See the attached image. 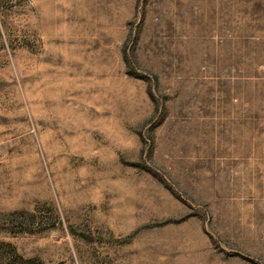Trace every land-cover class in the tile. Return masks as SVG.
Wrapping results in <instances>:
<instances>
[{
	"label": "rangeland",
	"instance_id": "obj_1",
	"mask_svg": "<svg viewBox=\"0 0 264 264\" xmlns=\"http://www.w3.org/2000/svg\"><path fill=\"white\" fill-rule=\"evenodd\" d=\"M0 264H264V0H0Z\"/></svg>",
	"mask_w": 264,
	"mask_h": 264
}]
</instances>
